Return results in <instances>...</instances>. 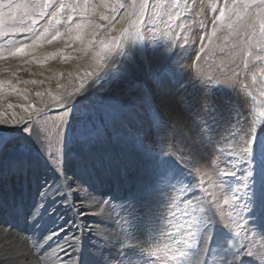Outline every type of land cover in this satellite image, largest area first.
Returning <instances> with one entry per match:
<instances>
[{
    "label": "snow or ice",
    "instance_id": "snow-or-ice-1",
    "mask_svg": "<svg viewBox=\"0 0 264 264\" xmlns=\"http://www.w3.org/2000/svg\"><path fill=\"white\" fill-rule=\"evenodd\" d=\"M148 4L149 0H132L126 7L117 0L111 6L112 16H100L101 20L108 23L94 24L86 18L75 23L74 16L78 10L83 18L85 10L91 8L87 3L81 6L66 0H60L59 3L56 0L0 2V26H3L5 16L15 25L8 32L0 31V35L19 33L25 39H31L38 27H43L44 33L50 29L55 31L52 40L59 39L62 34L56 29L60 23L59 17L64 15L76 27V35L69 39L80 41L81 30L89 29L92 37L89 44L99 45L96 55L103 64V70L86 73L92 78L82 82L65 98V113L55 129V150L48 132H42L32 124L31 119L12 125L0 123V177L8 174L29 182L35 180L39 187V200L36 203L31 206L13 205L10 210L17 216L23 215L25 222L37 229L36 244L41 246L42 251L49 247V242L57 240V247L67 256L59 264H95L94 253L84 245L83 235H76L75 231L69 233L63 224L81 233L85 228L89 232L93 229L78 223L76 219L65 221L63 216L56 214L57 200L62 201L65 207L72 208L68 197L80 192L85 193L81 197L82 201L94 200L91 205L97 209L94 215L111 211L109 199L101 196L97 200L89 191L93 187L90 181L98 178V169L117 182L147 179L153 193L182 185L179 189L181 193L187 191L194 195L191 180L195 176L190 165L198 159L209 160L212 165H216V159L210 155L213 151L221 153L225 166L233 169L220 171L225 181L236 180L237 168L242 173L236 181L237 186L231 189L234 210L239 209L237 216L245 219V225H252L264 233V109L259 110V121H250L241 111L242 104L238 107L231 103L216 106L202 104L199 105L200 112L193 115L199 101L186 105L183 97L174 95L167 87L175 84L183 91L191 83L184 80V68L174 60L176 46L169 40L167 47H157L153 32V47L149 50L140 34L149 28L151 17L146 15ZM212 9L219 12L212 20V34L216 33L220 22L227 20L228 28L234 29L237 34L241 30L244 32L246 39L239 43L245 44L250 39L247 37L248 32H254V26L246 23V20L251 18L253 9L264 11V0H252L251 3L248 0H231V4L225 0L223 7L213 4ZM91 10L95 11L94 8ZM120 11H123V17L119 18H126L125 27L118 35L104 38L101 32L114 30V21ZM255 15L259 16L260 12ZM40 21H44V25H40ZM71 31L69 27L68 32ZM260 34L264 36V23ZM35 43L33 40L32 45ZM29 46L21 44L11 54L23 53ZM200 51H204L202 43ZM247 55L251 56V52H247ZM235 76L236 73H233V77L214 83L235 91ZM224 95L229 93L225 92ZM232 112H235L237 123L242 121L245 126L241 129L244 132L240 142L242 147L229 143L227 149L218 148L215 140L217 125L225 114L230 121ZM159 132L170 134L167 137L170 141L167 149L160 146L162 142L157 139ZM109 144L118 145L121 149L131 148L139 159L127 153L113 156L107 147ZM41 162L55 174L54 179L42 176ZM70 163L76 168L73 179L68 178ZM186 181L188 183L185 185ZM225 203L228 201L225 200ZM175 207L174 203L164 205L167 216L162 210L156 218L159 228L152 229L153 232L158 231L161 238L167 239L168 244L161 248L158 244L150 243L156 239L155 235L148 239L133 235L135 243L123 238L117 241L120 251L125 256L129 253L138 256L142 264H148L149 259L151 264H217L216 256L223 249L225 255H231L232 259L221 260L219 264H257V255H260L264 264V253L246 251V245L238 246L235 242L226 245V239L221 240L222 232L225 238H233L232 225L224 221L212 202L204 203L197 199L195 205L192 201L184 203L182 223L179 224L173 223L176 213L172 209ZM86 214L76 209L77 218ZM53 216L61 224L49 227L45 217ZM236 227L233 239L240 236L241 226L237 224ZM166 228L174 231H165ZM134 231H139L140 237L145 236L143 222ZM125 235L127 233L122 232V237ZM60 238H63V243L59 242Z\"/></svg>",
    "mask_w": 264,
    "mask_h": 264
},
{
    "label": "rangeland",
    "instance_id": "rangeland-1",
    "mask_svg": "<svg viewBox=\"0 0 264 264\" xmlns=\"http://www.w3.org/2000/svg\"><path fill=\"white\" fill-rule=\"evenodd\" d=\"M13 2L25 3L27 0H13ZM56 2L59 3L60 0H56ZM66 2L78 3L81 6L87 3L95 9V11H92L91 8L86 9L83 18L78 10L74 16L75 23H80L82 19L86 18L94 24H107L108 21L101 20L100 16L101 14L112 16L111 6L117 0H66ZM120 2L127 7L132 3V0H120ZM248 2L251 3L252 0H248ZM224 3L225 0H149L146 13L148 17H151L149 28L143 30L140 34L149 50L153 47V32H155L157 47L161 49L167 47L169 40L176 46L177 55L174 60L184 68V80L191 83L183 91L179 90V86L175 84L167 87L174 95L183 97L186 105L199 101L193 115L200 112L199 105L202 104L216 106L221 103H231V105L237 107L242 104L241 111L244 112V115L250 121H259V110L264 109V36L260 34L261 25L264 23V11L260 9L252 10L251 18L247 19L246 23L254 26V32L249 31L247 34V37L250 38L249 42L241 44L239 42L246 39L244 32L241 30L237 34L234 29L228 28L227 20L220 22L216 33L212 34V20L219 15L218 11H213L212 5L218 4L223 7ZM228 3L231 4V0H228ZM175 5H179V7ZM128 11H131V8H128ZM256 12H260V15H255ZM117 16L118 18L114 21V30L101 32L104 38L118 35L120 30L125 27L126 18H119L123 17V11H120ZM169 17H171V20H169ZM233 19L235 20V17ZM59 20L60 23L56 29L62 34L59 39L52 40V37L56 34L55 31L50 29L48 33H44L43 27H38L36 35L31 39H25L19 33L8 36L0 35V123L12 125L17 121L31 119L32 124L42 132H48L52 139L53 150L57 146L55 129L65 113V98L69 93H73L75 89L79 88L82 82L92 78L86 76V73L103 70V64L96 55L99 45L89 44L92 39L90 30H81L82 39L80 41L69 39L70 36L76 35L75 23L67 21L64 15H61ZM44 23V21H40V25H44ZM13 26H15L13 21L5 16L0 31L8 32ZM69 27L72 28L71 32H68ZM42 33L44 34L41 35ZM205 33L208 34L207 37H205ZM202 37H204L203 40ZM33 40L36 41L35 45H32ZM49 40H52V42L49 43ZM201 43L204 46L203 52L200 51ZM21 44L30 46L26 47L23 53L11 54L12 50L20 47ZM125 47L127 48L126 42ZM247 52H251V56H248ZM257 57L261 59H257ZM233 73H236L234 78L236 82L235 91L214 83L216 80L225 81L229 77H233ZM241 85L246 87H241ZM225 92L229 95L225 96ZM244 127L242 121L237 123L235 112H232L230 121L227 119V114H225V117L217 125L218 135L215 137L217 147L227 149L229 143L242 147L240 142L244 138V132L241 129ZM169 135L167 132L157 134V139L162 142L160 146L166 149L170 144V141L167 140ZM234 136L235 139H233ZM107 147L113 156L119 157L127 153L129 156L139 159L138 154L131 148L121 149L118 145L113 144H109ZM210 155L212 159H216V165H212L209 160L199 159L190 165L195 176V179L191 180L194 195L187 191L181 193L179 189L182 185L153 193L147 179L129 180L127 183L117 182L111 176L106 175L102 169L97 170L98 178L90 182L93 185L91 193L99 199L103 196V198L111 200L112 206H114L115 200L120 198L119 196L124 195L127 201L129 203L133 202L131 205H134L129 208V211L131 209L133 214L132 217L130 216L131 219L125 220L133 221L132 226L129 227L131 228L130 231L126 232L122 227L119 229L127 233L124 239L132 240L133 235L140 239H148L150 236L155 235L156 239L151 240L150 243L158 244L162 248L163 244H168L169 241L161 238L159 232H153L152 229L159 228V225L156 224V218L161 215L162 210L164 216H167L164 205L172 203L176 205L172 209L176 213L173 223L179 224L182 223L184 203L192 201L195 205L197 199H199L201 202H212L214 204L213 193L217 188H220L222 196L225 195L224 202L222 200L218 208L222 207L225 211L227 221L232 225L233 238L237 231V224L241 226L238 238H225L222 232L221 240L226 239V245L235 242L238 246L246 245V251L260 252L261 249L254 244L259 237L262 238L261 245H264V233L252 225H245V219L236 214L239 209L234 210L231 202V189L237 186L236 181L239 180L242 173L237 168L235 169L237 172L236 180L229 179L225 181L220 176V171H233V169L225 166L221 153L213 151ZM133 183L136 184L133 185ZM187 183L188 181L185 182V185ZM36 184L33 183L31 186H27L26 190L28 188L34 189ZM106 184L108 185L106 186ZM14 192L20 197H23L24 194L25 196L28 195L25 192L23 193L20 188H14ZM119 200L123 201V199ZM225 200L228 201L227 204ZM30 202H32V199ZM2 207L6 208L5 206ZM114 207L112 208V220L117 218L116 215H118ZM126 211L131 213L128 210ZM3 221L6 222V220L2 219L1 221L0 219V224L4 223ZM141 222L146 227L147 237H140L139 231H134L135 228L141 227ZM14 228L18 229V227ZM27 229L35 230V228L30 229V226ZM165 231H174V229L166 228ZM25 233L27 232L25 231ZM26 236L29 246L38 259L42 258L41 253L43 251L41 246H37L36 238L33 237L34 234L29 233ZM91 237L93 238L92 245L90 244L88 248L93 253L101 254V251L107 249L105 253L110 252L109 257L101 255L102 260H113L114 264H129V261H131V264H138L136 255L129 253L125 256L121 251V254L118 255L113 252L114 250H111V246L101 244V240L97 242L95 236ZM132 242L135 243L134 240ZM99 245L102 247H99ZM262 246V251H264V246ZM49 248L47 247L44 250L49 251ZM222 253L225 254L222 250L216 256V260L219 262L220 259L227 260ZM218 256L219 260L217 259ZM220 256H224V259ZM93 259L95 258L93 257ZM149 260L151 263V259ZM45 263L47 264V262Z\"/></svg>",
    "mask_w": 264,
    "mask_h": 264
},
{
    "label": "bare ground",
    "instance_id": "bare-ground-1",
    "mask_svg": "<svg viewBox=\"0 0 264 264\" xmlns=\"http://www.w3.org/2000/svg\"><path fill=\"white\" fill-rule=\"evenodd\" d=\"M74 171H76L75 166L70 165L68 168V178L69 179H73ZM40 172L42 176L48 178L49 180L55 178V174L43 162H41L40 164ZM33 183H37V182L35 180H32L31 182H29L23 179L22 177L8 175V174H5L3 177H0V219L1 221L2 219L6 220V222L3 221L4 223L0 224V264H46L45 262H47V264H59V261L67 259L66 254L61 252L59 248L57 247L56 239L53 240L52 244L51 242H49V247H50L49 251L43 250L42 252L41 250H39L40 252H42L41 253L42 258L38 259L33 249L29 246L27 242V236H26L29 233H33L34 234L33 237L36 238L37 229L35 228L34 231L28 230L27 228L29 226H30V229L34 227L30 223L25 222L23 215L17 216L13 214L10 210L13 207L12 205L31 206L32 204L36 203L39 200L38 184H36L34 189L28 188L29 190L28 189H27L28 191L26 190L27 186H31L33 185ZM77 183H79V181H77ZM134 184L136 183H133V185ZM107 185L108 184H106V186ZM85 187L87 186L85 185ZM14 188H20L21 190H23V193L25 192L28 195L25 196L24 194L23 197L17 196L14 192ZM75 188H76V185L74 184L73 185L74 193H75ZM89 191L91 193V189H89ZM91 194L95 199L97 200L99 199L95 194L93 193ZM84 195L85 193L83 192L75 193L74 195H69L68 199L73 204L72 208L65 207L62 201L57 200L58 211L56 215L63 216L65 221L76 219L78 220V223L88 225L89 227L93 229V231L89 232L88 229L85 228L83 230V233H81L80 231L76 230L74 227H70L68 224H63V227L68 228L69 233L75 231L76 235H83V242L87 248L92 242L93 238L91 236L93 237L95 236V238L97 239L96 240L97 242L101 240L102 241L101 244L111 246V250L112 251L114 250L113 252L117 253L118 255L121 254L117 241L121 238L124 239L125 236L122 237V234H121L122 231L119 229L120 227H122L124 231L126 232L130 231L131 228L129 227L132 226L133 221H125V220L131 219L133 215L131 212V209L129 211V208H131V206H134V205H131L133 202L129 203L127 199L125 198V196L122 195V197L119 196L120 198H118V200H115V203H114L115 207L112 206L111 204L110 212H105L104 214L94 215L93 213L97 211L96 208L91 206L94 203V200L82 201L81 197ZM224 195L222 196L220 192V188H217V190H215V192L213 193V197H212L214 200L213 206L215 205V209L217 210L218 214L223 216L224 221L228 223L225 211L222 209V207L218 208V205H220L222 203V200L224 199ZM31 199H32V202H30ZM119 199H123V201H120ZM1 205L5 206L6 208H3ZM49 206H51V201H49ZM113 207L115 208V212L118 215H116L117 218L112 220L111 218H112V208ZM76 209H80L81 211L87 214L83 217L77 218ZM126 210H128L131 213H128ZM126 213L128 214L126 215ZM45 220L49 227H55L57 224H61V221L56 220L55 216L51 218L45 217ZM123 222H126V223H123ZM14 227H18V229ZM19 228L22 229L23 231L22 230L20 231ZM25 231L27 233H25ZM145 237H147L146 234H145ZM261 239L262 238L258 237V240L256 239L257 241L254 244L256 245V247L261 249L260 252H256V253H264V251H262V248H261L262 246ZM59 242L63 243V238H60ZM99 247H102V246L99 245ZM54 250H55V254H53ZM105 251H101L102 252L101 254L94 253L95 264H114L113 260H108V261L102 260L101 255L102 256L107 255L109 257L110 252L105 253ZM95 252H98V251H95ZM222 255H225V254L222 253ZM225 257L227 260L232 259L231 255H225ZM136 258H137L138 264H142L140 258L138 256ZM221 258L224 259V256ZM217 259L219 260V256ZM120 264H123V263H120ZM148 264H151L150 260L148 261ZM217 264H219V261H217ZM257 264H262L260 255H257Z\"/></svg>",
    "mask_w": 264,
    "mask_h": 264
},
{
    "label": "water",
    "instance_id": "water-1",
    "mask_svg": "<svg viewBox=\"0 0 264 264\" xmlns=\"http://www.w3.org/2000/svg\"><path fill=\"white\" fill-rule=\"evenodd\" d=\"M52 110H54V108H52ZM46 111H47V109H46ZM48 112V111H47Z\"/></svg>",
    "mask_w": 264,
    "mask_h": 264
}]
</instances>
